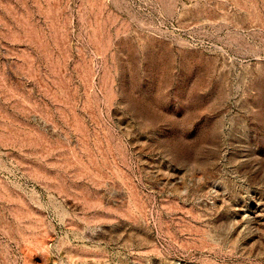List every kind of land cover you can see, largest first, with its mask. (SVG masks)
Wrapping results in <instances>:
<instances>
[{
    "label": "rangeland",
    "instance_id": "obj_1",
    "mask_svg": "<svg viewBox=\"0 0 264 264\" xmlns=\"http://www.w3.org/2000/svg\"><path fill=\"white\" fill-rule=\"evenodd\" d=\"M0 264H264V0H0Z\"/></svg>",
    "mask_w": 264,
    "mask_h": 264
}]
</instances>
